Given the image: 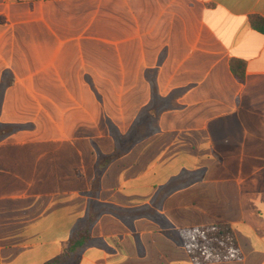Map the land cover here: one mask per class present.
<instances>
[{"label":"crops","instance_id":"crops-1","mask_svg":"<svg viewBox=\"0 0 264 264\" xmlns=\"http://www.w3.org/2000/svg\"><path fill=\"white\" fill-rule=\"evenodd\" d=\"M252 15L264 0H0V264H195L176 236L214 224L243 257L210 264H264Z\"/></svg>","mask_w":264,"mask_h":264},{"label":"trees","instance_id":"trees-1","mask_svg":"<svg viewBox=\"0 0 264 264\" xmlns=\"http://www.w3.org/2000/svg\"><path fill=\"white\" fill-rule=\"evenodd\" d=\"M254 29L264 34V18L259 15L250 17ZM233 70L240 80L244 79V74L237 72L235 62ZM16 126L0 125V135L13 133ZM93 221L76 232L72 237L69 253H74L76 247H83L91 241L90 227ZM176 239L183 244L192 261L195 264H210L218 262L236 261L243 257V253L237 242L233 228L228 224H214L179 232ZM63 259H55L47 264H61Z\"/></svg>","mask_w":264,"mask_h":264}]
</instances>
